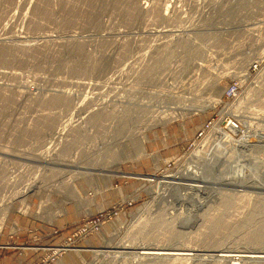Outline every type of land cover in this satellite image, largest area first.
I'll return each instance as SVG.
<instances>
[{
	"label": "rangeland",
	"instance_id": "1",
	"mask_svg": "<svg viewBox=\"0 0 264 264\" xmlns=\"http://www.w3.org/2000/svg\"><path fill=\"white\" fill-rule=\"evenodd\" d=\"M215 143L231 157L188 188L175 172ZM239 164L246 182L218 180ZM0 214V264H138L123 240L264 250V0H0Z\"/></svg>",
	"mask_w": 264,
	"mask_h": 264
},
{
	"label": "bare ground",
	"instance_id": "2",
	"mask_svg": "<svg viewBox=\"0 0 264 264\" xmlns=\"http://www.w3.org/2000/svg\"><path fill=\"white\" fill-rule=\"evenodd\" d=\"M19 1V0H18ZM158 30V29H157ZM174 31V30H173ZM213 100V99H212ZM150 101V100H149ZM216 101H218L216 98H215V100L214 101H212V102H216ZM190 107V106H189ZM192 107V106H191ZM200 107V106H199ZM203 107V106H202ZM239 107V106H238ZM150 108V107H149ZM151 109V108H150ZM182 109V108H181ZM148 110V109H147ZM160 110V109H159ZM198 110H199V108H198ZM234 110H235V108H234ZM149 111V110H148ZM235 111H238V110H235ZM164 112V111H163ZM149 114H150V112H149ZM167 114V113H166ZM165 114V115H166ZM174 114V113H173ZM253 114V113H252ZM153 115V114H152ZM152 115H150V116H152ZM248 115V114H247ZM143 116V115H142ZM169 116H171V115H169ZM260 116V115H259ZM80 117V116H79ZM144 117V116H143ZM147 117V116H146ZM153 117V116H152ZM162 117V116H161ZM175 117V116H174ZM246 117V116H245ZM147 119H149V118H147ZM153 119V118H152ZM151 119V120H152ZM162 119H164L163 117H162ZM167 119V118H166ZM169 119V118H168ZM165 120V119H164ZM248 120V119H247ZM255 120V119H254ZM155 121V120H154ZM263 123V122H262ZM153 124V123H152ZM72 125V124H71ZM64 126H65V124H64ZM70 126V125H69ZM257 126V125H256ZM70 128V127H69ZM67 129V130H70V129ZM138 128V127H137ZM245 128V127H244ZM247 128V127H246ZM262 128V127H261ZM62 129V128H61ZM64 129V128H63ZM140 129V128H139ZM135 130V129H134ZM249 130V129H248ZM66 131V130H65ZM133 131V130H132ZM69 132V131H68ZM67 132V133H68ZM134 132V131H133ZM135 132H137V131H135ZM246 132V131H245ZM57 133V132H56ZM64 133V132H63ZM66 133V134H67ZM121 133V132H120ZM250 133V132H249ZM62 134V133H61ZM129 134H130V132H129ZM138 134V133H137ZM246 134V133H245ZM114 135V134H113ZM136 135V134H135ZM134 134H133V136H135ZM139 135V134H138ZM137 135V136H138ZM219 135L221 136V137H226V139H229L230 138V135L225 131V130H223V128H221L220 127V130H219ZM262 135V134H261ZM248 136V135H247ZM247 136H246V138H247ZM114 137V136H113ZM121 137V136H120ZM144 137V136H143ZM143 137H140V135H139V138H140V140H139V143H137V145L139 146V148L137 149V150H139L137 153H141V154H145L146 152H145V149L143 148V146H142V143H140V142H142L141 140V138H143ZM229 137V138H228ZM244 137V136H243ZM53 139V138H52ZM61 139H62V137H61ZM112 139V138H111ZM125 139H126V137H125ZM136 139V138H135ZM127 140V139H126ZM145 140V139H144ZM229 140H231V139H229ZM243 140V139H242ZM262 140H263V138H262ZM238 141V140H237ZM245 140H243V142H244ZM259 141V140H258ZM257 141V142H258ZM118 142H119V138H118ZM226 142V141H225ZM246 142V141H245ZM259 145V144H258ZM118 146V145H117ZM134 146V145H133ZM235 146V145H234ZM233 146V147H234ZM242 146V145H241ZM261 146V145H260ZM136 147V146H135ZM223 146L222 145H219V143H215V145H212L209 149H207V150H205V151H200V150H196L195 152H193L192 153V159L190 160V162H188L186 165V167H185V172H184V170L182 171V169L181 170H179V171H177V172H175V174H178V175H175V176H179V179H180V177H181V179H185V180H188L189 182H186V183H184V184H187V187L188 188H194L195 190L196 189H202V188H205L206 187V185H204L205 183H206V181H207V179L210 177V176H212L210 173H211V169H212V167H213V165L216 163V161H218L219 160V158H220V160H221V156L223 155V154H227L226 152L224 153L223 152V150H225V149H223L222 148ZM225 147V146H224ZM245 147V146H244ZM241 148V147H240ZM117 149V148H116ZM236 149V148H235ZM234 149V150H235ZM115 150V149H114ZM229 150H231V148L229 149ZM234 150H233V152H234ZM130 151V150H129ZM132 151V150H131ZM231 152H232V150H231ZM250 152V151H249ZM123 153V152H122ZM121 153V154H122ZM229 153V152H228ZM235 153V152H234ZM243 154V153H242ZM241 154V155H242ZM247 154H248V152H247ZM252 154V153H251ZM257 154V153H256ZM219 155V156H218ZM231 154H229V157H231L230 156ZM234 155V154H233ZM246 155V154H245ZM244 155V156H245ZM254 155V154H253ZM117 156V155H116ZM226 156V155H225ZM243 156V157H244ZM121 157V156H120ZM214 157H216V158H218V160L216 159V158H214ZM223 158H224V155L222 156ZM229 157H227V158H229ZM233 157V156H232ZM227 158H224V160L223 161H225ZM255 158V157H254ZM158 159V157H156L155 158V160H157ZM216 159V160H215ZM230 159H232V158H230ZM233 161L235 160V159H232ZM227 161V160H226ZM253 161V160H252ZM228 162H231V161H228ZM254 162V161H253ZM221 163H222V161H221ZM219 164V163H218ZM224 164V163H223ZM250 164V163H249ZM248 164V165H249ZM182 165V164H181ZM240 165V164H239ZM220 166V165H219ZM218 166V167H219ZM231 166V165H230ZM235 166V165H234ZM238 166V165H237ZM223 167H224V165H223ZM240 167H241V165H240ZM239 167V168H240ZM182 168V167H181ZM221 168V167H220ZM241 168H243V167H241ZM224 169V168H223ZM228 169H230L227 173L226 172H223V170H220V171H222L221 173H222V175H221V179L222 180H220V179H218L219 181H224L225 183H230V184H233V183H235V185H236V182H238V183H241V181H245V180H247L246 179V177L244 176V171H245V169L243 168V169H234V168H232V167H230V168H228ZM214 170H215V173H216V171H218V169L216 170L215 168H214ZM72 171V170H71ZM214 172V171H213ZM249 172V171H248ZM93 173V172H92ZM219 173V172H218ZM218 173H216V174H218ZM247 173V172H246ZM215 174V175H216ZM214 175V174H213ZM256 175V174H255ZM174 176V174L172 175V177L169 175V176H163L162 178H173V177H175ZM217 177H219L220 178V176L219 175H216ZM249 176H251V174L249 175ZM145 177H147V176H145ZM152 177H155V175L153 176L152 175ZM157 177V176H156ZM158 177H159V175H158ZM249 178V177H248ZM251 178V177H250ZM147 179H149V180H151V178H150V176L147 178ZM155 179V178H154ZM176 179H178V178H175V180ZM253 179V178H252ZM166 180V179H165ZM256 180V179H255ZM91 181V180H90ZM182 181V180H181ZM70 182V181H69ZM196 182V183H195ZM208 182V181H207ZM209 182H212V180L210 181L209 180ZM246 182V181H245ZM166 184H169V185H173V186H175V185H177V186H181V185H184L183 183H176V182H170V180L167 182H165ZM164 183V184H165ZM203 183V184H202ZM218 183V182H217ZM223 183V182H222ZM165 184V185H166ZM247 184V183H246ZM225 185V184H224ZM229 185V184H228ZM234 185V184H233ZM186 186V185H185ZM190 186V187H189ZM217 186V185H216ZM172 188V187H171ZM174 189H175V187H173ZM209 188V187H208ZM165 189V188H164ZM170 189V188H169ZM173 189V190H174ZM155 190V189H154ZM172 190H170L169 192H171ZM223 192V191H222ZM231 192V191H230ZM232 192H234L233 190H232ZM231 192V193H232ZM239 192V191H238ZM228 193V192H227ZM230 193V194H231ZM223 194V193H222ZM229 194V193H228ZM247 194V193H246ZM260 194V193H259ZM227 195V194H226ZM233 195V193L231 194V196ZM170 196V195H169ZM228 196V195H227ZM234 196V195H233ZM232 196V197H233ZM168 197V196H167ZM226 197V196H225ZM231 197V198H232ZM169 198V197H168ZM220 198H222V197H220ZM225 199V198H224ZM227 199V198H226ZM226 199L225 200H223V201H226ZM230 199V198H229ZM231 200V199H230ZM77 201V200H76ZM164 201V200H163ZM229 201V200H228ZM228 201H226V202H228ZM2 202V201H1ZM7 202V201H6ZM77 203V202H76ZM82 203V202H81ZM154 203V202H153ZM222 203V202H221ZM3 205V204H2ZM149 206V205H148ZM155 206V205H154ZM259 206V205H258ZM26 207H27V205H26ZM39 207V206H38ZM62 208V207H61ZM145 208V207H144ZM42 209V208H41ZM178 210V209H177ZM40 211V210H39ZM60 211V210H59ZM23 212H24V210H23ZM45 213V212H44ZM63 213V212H62ZM208 213V212H207ZM209 214V213H208ZM214 214V213H213ZM1 215V214H0ZM181 215V214H180ZM155 216V215H154ZM223 217V216H222ZM222 217H220V218H222ZM139 218V217H138ZM219 218V219H220ZM3 219V218H2ZM157 219H159V217L157 218ZM212 219H214V218H212ZM216 217H215V223H214V225L216 224ZM219 219H217V220H219ZM143 220V219H142ZM151 220V219H150ZM220 221H221V219H220ZM138 222V221H137ZM141 222V221H140ZM209 222H210V220H209ZM212 222H214V220L212 221ZM218 222V221H217ZM222 222H223V219H222ZM144 223H145V221H144ZM161 223V222H160ZM173 223V222H172ZM219 223V222H218ZM211 224V223H210ZM221 224V223H220ZM157 225V224H156ZM164 225V224H163ZM263 225V224H262ZM139 226V225H138ZM153 226V225H152ZM149 227V226H148ZM172 227V226H171ZM144 228V227H143ZM235 228V227H234ZM145 229V228H144ZM151 229V228H150ZM174 229V228H173ZM216 229V228H215ZM138 230V229H137ZM141 231V230H140ZM149 234V233H148ZM179 234H180V232H179ZM259 234V233H258ZM255 235V234H254ZM143 237V236H142ZM152 237V236H151ZM142 239V238H141ZM227 239V238H226ZM107 240V239H106ZM222 240V239H221ZM130 241V240H129ZM135 242V241H134ZM204 242V241H203ZM212 242V241H211ZM261 242V241H260ZM120 243H122V242H120ZM145 243V242H144ZM143 243V244H144ZM199 243V242H198ZM206 243V242H205ZM248 243H250V242H248ZM139 243H133V242H124V240H123V243H122V245H120V249H122V250H114V252H118V253H121V252H123V253H125V252H131L132 251V253H134L133 255H135L134 257H135V259L136 260H138V264H142V263H144V264H157L158 262H159V260L161 261V260H171V261H176V260H180V259H190L191 257H193V256H196V255H206V256H208L209 258L211 257H213V258H217L218 260H224V261H231V263L230 264H235L236 262H234V260H240V261H242V262H244V261H248V262H252V263H259V262H264V250H238V249H228V248H226V249H223V248H220V249H210V250H208L209 252H203V251H206V249H198V248H193V247H189V246H186V247H184V248H174V247H158V245L156 246V245H154V246H150L149 244V246H147V244H145V245H143L142 243H140L139 245L140 246H136V245H138ZM155 244V243H154ZM214 244V243H213ZM223 244V243H222ZM200 245V244H199ZM205 245V244H204ZM211 245V244H210ZM254 248V247H253ZM127 249H130V250H127ZM131 249H135V250H131ZM200 251H202V253H200ZM97 252H98V250H97ZM103 252V251H102ZM130 254V253H129ZM132 255V256H133ZM133 259V258H132ZM203 259V258H202ZM170 261V262H171ZM142 262V263H141ZM135 263V262H134Z\"/></svg>",
	"mask_w": 264,
	"mask_h": 264
},
{
	"label": "built area",
	"instance_id": "3",
	"mask_svg": "<svg viewBox=\"0 0 264 264\" xmlns=\"http://www.w3.org/2000/svg\"><path fill=\"white\" fill-rule=\"evenodd\" d=\"M238 92V86L236 84H234L233 86L229 87L227 90H226V97L227 99H234L236 94ZM224 115H226L224 118H223V128H225L226 130L230 131L231 133H234V134H237V133H243L242 132V128H241V124L239 122V120L231 113H224ZM210 125L206 126V127H209ZM241 130V131H239ZM239 131V132H237ZM70 247V245H62V246H57V247H53L52 250H53V253H61L63 252L65 249L67 250V248ZM37 264H40V263H37Z\"/></svg>",
	"mask_w": 264,
	"mask_h": 264
}]
</instances>
